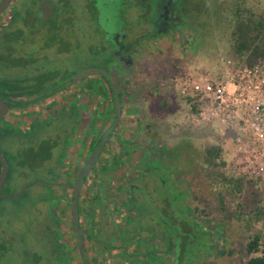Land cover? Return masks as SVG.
Here are the masks:
<instances>
[{
    "label": "flooded vegetation",
    "instance_id": "1",
    "mask_svg": "<svg viewBox=\"0 0 264 264\" xmlns=\"http://www.w3.org/2000/svg\"><path fill=\"white\" fill-rule=\"evenodd\" d=\"M111 2L119 10L130 5L137 28H99L96 0H9L0 12V132L6 147L19 146L22 155L12 167L20 189L4 195L18 200L33 184L51 193L33 199L29 225L19 224L20 212L14 221L1 216L0 264L10 257L15 264H141L150 257L170 264L169 248L176 244L184 264H209L216 229L186 204L175 160L149 120L154 79L140 78L145 67L139 64L160 39L189 23L192 0ZM115 96L120 117L110 131ZM35 128L41 131L33 141ZM0 153L7 167L1 145ZM27 171L57 177L23 182ZM145 203L149 211L157 207V217L145 214ZM21 234L32 244L17 249L13 241Z\"/></svg>",
    "mask_w": 264,
    "mask_h": 264
},
{
    "label": "rangeland",
    "instance_id": "2",
    "mask_svg": "<svg viewBox=\"0 0 264 264\" xmlns=\"http://www.w3.org/2000/svg\"><path fill=\"white\" fill-rule=\"evenodd\" d=\"M192 1L197 6L194 12L196 20L199 22L197 28H184L175 34H171L168 39H160L158 44H154L153 52L144 53L139 60V64L145 67L144 72L140 73V78L154 79L155 92L152 94L151 103L148 107L152 113L149 120L152 121V126L156 127L155 132L159 134L160 145L167 146L171 157L175 160L174 163L178 168L177 178L184 181L179 185V188L185 189L188 193L186 204L201 217L208 218L209 221L219 222V219L227 211L235 212V204L242 201V198L226 193L221 179L218 177L219 173L228 178L240 177L235 175V167L232 166L234 165L235 153L229 154L227 152L226 146L222 144L225 143L223 138L220 137L212 124L206 125L190 121V113L195 112L193 97L180 94V84L176 78L179 72L186 68L195 71L202 67L210 69L227 55H236L231 49V29L235 19V4L239 3L242 7L258 12L264 9V0ZM96 4L99 28L110 31L119 24L124 29L137 28V21L133 20L130 5L128 8L124 6L123 10H119L116 3L111 2V0H107L106 3L104 0H96ZM36 28H39V24H36ZM133 30L135 31V29ZM137 31L133 33L136 34ZM38 123V126L42 123L45 126L46 121ZM40 131L41 129L35 128L31 132L33 141L38 138ZM2 136L3 134L0 132V145L7 160L8 171L2 188L3 196L0 199V220L1 216H6L8 221H14V215L20 212L24 214V220L21 221L23 224L20 222L19 224L24 227L25 223L29 225L32 222L28 215L32 213L33 199L40 193L41 196L48 195L47 197L50 198L51 193L49 189L46 191L44 186L33 184L25 189L18 200L5 197L8 193L16 194L20 189L21 185L20 183L17 184V175L13 172L12 167L16 161L22 158V155H17L21 151L19 146H17L18 150H9ZM142 138L144 141L147 139L146 136ZM65 142V139L62 140V144ZM212 145L221 148V160L224 163L219 167L207 164L203 158L204 149ZM60 151L63 153V149ZM12 153L16 154L14 156L15 161L14 158H10ZM154 164H158V162L156 161ZM27 174L23 182L31 179L49 181L51 178L57 177L54 173L47 174L44 171L43 173L40 171L28 173L27 171ZM244 179L252 181L256 188L262 192V203H264V182ZM41 188L45 191L44 193H42L43 190L41 192ZM176 195H178L177 192ZM143 209L146 215L158 216L157 207L149 211V206L145 203ZM146 218L144 217L145 220ZM147 223L150 222L147 220ZM52 224H54V219ZM10 230L12 233L15 232L11 228ZM260 232H262L260 224L245 219L239 224L235 220L229 219L225 225L216 227V231L211 235L216 246L208 254L210 259L208 263L243 264L248 257L239 251L240 244L245 243L247 237ZM20 238L13 241L14 247L17 249L22 246V242L28 243V245L32 244L30 237L21 234ZM15 259L8 258V264H15Z\"/></svg>",
    "mask_w": 264,
    "mask_h": 264
},
{
    "label": "built area",
    "instance_id": "3",
    "mask_svg": "<svg viewBox=\"0 0 264 264\" xmlns=\"http://www.w3.org/2000/svg\"><path fill=\"white\" fill-rule=\"evenodd\" d=\"M227 55L210 68L177 75L180 94L193 97L190 121L212 124L229 154L235 175L264 182V57L248 64Z\"/></svg>",
    "mask_w": 264,
    "mask_h": 264
},
{
    "label": "trees",
    "instance_id": "4",
    "mask_svg": "<svg viewBox=\"0 0 264 264\" xmlns=\"http://www.w3.org/2000/svg\"><path fill=\"white\" fill-rule=\"evenodd\" d=\"M196 8L197 6L192 1L188 17L190 21L184 28H197L199 22L196 20L194 14ZM231 37L232 52L238 56L245 57V61L248 64L258 57H264V9L255 12L236 3ZM203 158H205L207 164L212 166L219 167L224 163L221 160V148L216 145L205 148ZM218 177L221 179L226 193L231 196L240 197L242 201L235 204V212L231 213L227 211L228 213L226 212L219 219V222L209 221V223H213L214 229L225 225L229 219H233L239 224L244 219L260 224L262 232L247 237V241L240 244L239 251L248 257L243 264H264V203H262V192L250 180L241 177L228 178L221 173L218 174ZM181 222H185L184 218L181 219ZM169 250L172 253L168 261L170 264H184V258L180 256L181 253L178 251V244H176V247L175 245H171ZM151 258H149L148 262H141V264H158ZM159 264L163 263L160 262Z\"/></svg>",
    "mask_w": 264,
    "mask_h": 264
},
{
    "label": "water",
    "instance_id": "5",
    "mask_svg": "<svg viewBox=\"0 0 264 264\" xmlns=\"http://www.w3.org/2000/svg\"><path fill=\"white\" fill-rule=\"evenodd\" d=\"M9 0H4L2 5L0 6V12L5 8V6L8 4ZM114 94H116V92L114 91ZM115 103H116V118H115V121H114V124L111 128L110 131H112L116 125V123L118 122V119L120 117V107H119V100L118 98L115 96ZM0 106L5 108V105L3 103H0ZM2 113L0 114V117H1ZM107 138V134L100 140V142L97 144V146L95 147L93 153L89 156V158L86 160L85 164L83 165V167L81 168L79 174H78V177H77V181H76V185L77 186H80L81 184V178L86 175L87 173V170H89L96 162V159L98 157V154L105 142ZM0 164H1V167H0V197H1V187H2V184L6 178V174H7V167H6V163H5V160L3 159L1 153H0ZM76 214L74 212V224H75V227L77 228V224H76ZM78 235L80 236V233L78 232ZM80 239V238H79Z\"/></svg>",
    "mask_w": 264,
    "mask_h": 264
},
{
    "label": "crops",
    "instance_id": "6",
    "mask_svg": "<svg viewBox=\"0 0 264 264\" xmlns=\"http://www.w3.org/2000/svg\"><path fill=\"white\" fill-rule=\"evenodd\" d=\"M123 122H124V120H123ZM109 211H111V210H109ZM109 213H111V212H109ZM128 251H129V250H128ZM128 254H129V253H128ZM128 254H127V257L129 256Z\"/></svg>",
    "mask_w": 264,
    "mask_h": 264
}]
</instances>
